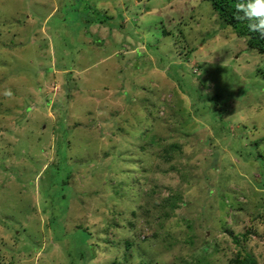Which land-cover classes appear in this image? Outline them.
Instances as JSON below:
<instances>
[{
    "label": "rangeland",
    "instance_id": "1",
    "mask_svg": "<svg viewBox=\"0 0 264 264\" xmlns=\"http://www.w3.org/2000/svg\"><path fill=\"white\" fill-rule=\"evenodd\" d=\"M238 251L264 264V56L247 37L208 0H0V264Z\"/></svg>",
    "mask_w": 264,
    "mask_h": 264
},
{
    "label": "trees",
    "instance_id": "2",
    "mask_svg": "<svg viewBox=\"0 0 264 264\" xmlns=\"http://www.w3.org/2000/svg\"><path fill=\"white\" fill-rule=\"evenodd\" d=\"M210 1L214 11L218 14V17L224 22V24L230 25L237 35L247 37V46L248 48L256 49L261 55L264 56V37H261L255 32L249 31L247 22L238 18L235 5L237 0H208ZM179 204L176 201H171V206L176 207ZM231 233L233 232L230 230ZM244 235L246 238L248 232H245ZM234 239L237 243H240L238 235L234 234ZM126 247L132 248L133 240H126ZM120 244V243H119ZM117 244V245H119ZM233 264H257V260L248 252L245 254L238 251L235 256L231 258ZM113 264H116L113 262Z\"/></svg>",
    "mask_w": 264,
    "mask_h": 264
},
{
    "label": "clouds",
    "instance_id": "3",
    "mask_svg": "<svg viewBox=\"0 0 264 264\" xmlns=\"http://www.w3.org/2000/svg\"><path fill=\"white\" fill-rule=\"evenodd\" d=\"M238 18L246 21L249 31L264 37V0H237Z\"/></svg>",
    "mask_w": 264,
    "mask_h": 264
}]
</instances>
